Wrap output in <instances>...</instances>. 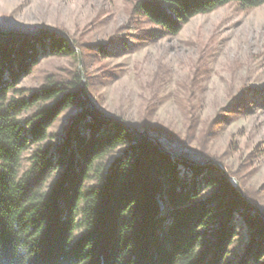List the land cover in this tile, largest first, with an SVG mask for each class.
Wrapping results in <instances>:
<instances>
[{"label": "trees", "instance_id": "trees-1", "mask_svg": "<svg viewBox=\"0 0 264 264\" xmlns=\"http://www.w3.org/2000/svg\"><path fill=\"white\" fill-rule=\"evenodd\" d=\"M231 4L246 11L264 0H137L133 14L176 36L193 18ZM51 56L78 59L59 35H0V264H223L237 219L249 235L237 264H264V219L247 201L255 198L216 166L173 158L143 133L196 163L208 154L195 156L161 131L101 118L82 96L79 71L48 78L25 97L18 86ZM75 108L63 141L44 144ZM30 143L38 147L23 172Z\"/></svg>", "mask_w": 264, "mask_h": 264}, {"label": "rangeland", "instance_id": "rangeland-1", "mask_svg": "<svg viewBox=\"0 0 264 264\" xmlns=\"http://www.w3.org/2000/svg\"><path fill=\"white\" fill-rule=\"evenodd\" d=\"M136 1L0 0L1 31L66 34L81 57L42 59L18 89L27 97L48 78L69 79L81 66L88 96L104 117L122 118L142 133L161 131L195 156L208 154L264 215V5L225 6L193 18L175 36L134 15ZM78 112L65 111L44 144L59 145ZM37 147L28 145L23 172ZM248 241L237 219L223 264H237Z\"/></svg>", "mask_w": 264, "mask_h": 264}, {"label": "water", "instance_id": "water-1", "mask_svg": "<svg viewBox=\"0 0 264 264\" xmlns=\"http://www.w3.org/2000/svg\"><path fill=\"white\" fill-rule=\"evenodd\" d=\"M41 34H43V33H37V34H23V33H16V32H3V31L0 30V35H8V36H13V35L31 36V35H41ZM59 35H61L62 37L68 39V37L66 36V34H59ZM70 42H71V41H70ZM77 54H78V58H79V62H80V61H81V57H80V54H79L78 51H77ZM79 72H80V74H81L82 77H83V72H82V70H81V66H80V68H79ZM81 92H82V96H83V98H84L86 101H88L89 103H92V102H91V99H90V97L88 96V93H87L86 83H85L84 78H83V83H82V87H81ZM91 109H92V113H93L94 115L99 116V115L96 113V111H95L93 105H91ZM100 117L103 118V119H105V120H108V121H119V119H113V118L104 117V116H100ZM124 124H125L129 129H131L130 126H129L126 122H124ZM131 130H132V129H131ZM132 132H133V131H132ZM136 133H137V132H136ZM143 135L149 137L151 140H153L155 143H157V144L160 146V148H161V150H162L163 152H165L166 154H169V155L172 156L173 158H176V159L182 160L183 162L192 163V164H200V165H203V164H212V165L216 166L217 168H219V169L221 170V172L224 174V176H225V177H226V178H227V179H228V180H229V181H230V182L236 187V189L241 193V195L245 197L244 190H243V188L241 187L240 183H239L236 179L230 177L229 174H228V172H227V170L224 169V168L222 167V165H220L219 163L215 162V161L212 160V159H210V160H208V161H206V162H204V163H196V162H193V161L187 159L186 157H183V156H177V155H175V154H173V153H171V152L165 150V149L163 148V146H162V144H161V141H160L159 139H157V138H155V137H152V136H149V135H147V134H145V133H143ZM247 201H248V203L253 207L254 211H255L259 216H261V217L264 219V215H263V213L261 212V210L259 209V207H258L255 203L251 202L250 200L247 199Z\"/></svg>", "mask_w": 264, "mask_h": 264}]
</instances>
